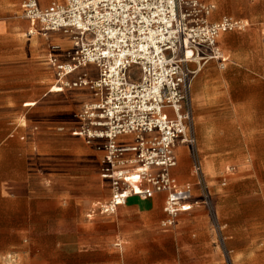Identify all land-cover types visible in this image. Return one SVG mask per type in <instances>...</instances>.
Here are the masks:
<instances>
[{"label":"built area","instance_id":"built-area-1","mask_svg":"<svg viewBox=\"0 0 264 264\" xmlns=\"http://www.w3.org/2000/svg\"><path fill=\"white\" fill-rule=\"evenodd\" d=\"M22 5L34 33L72 38L67 51L52 47L53 88L92 91V99L74 113V133L103 153L100 176L111 196L98 212L115 214L133 196L165 193L164 227L174 226L183 212L205 208L222 232L195 135L191 90L202 63L215 60L225 67L221 35L243 30L248 22L231 15L214 20L217 5L205 0H66L45 7L23 0ZM122 137L132 140L121 142ZM179 145L189 149L193 183H181L172 173ZM222 246L226 264H233L231 251Z\"/></svg>","mask_w":264,"mask_h":264},{"label":"crops","instance_id":"crops-1","mask_svg":"<svg viewBox=\"0 0 264 264\" xmlns=\"http://www.w3.org/2000/svg\"><path fill=\"white\" fill-rule=\"evenodd\" d=\"M65 1L39 3L45 7ZM224 15L238 17L219 13L217 6L213 19ZM242 19L248 22L245 29L224 33L218 41L222 52L228 54L223 53L226 62L220 68H228L229 91L227 80L223 81L220 75L210 79L211 86L207 85L206 90L196 81L192 92L195 135L204 169L209 165L214 173L208 174L209 183L216 179L223 165L231 162V157L224 153L226 137L221 118L229 115L236 140L238 117L258 114L242 112L249 108L245 102H256L254 110L261 109L264 102V14L247 12ZM30 30L22 1L0 0V264H62V260L68 259L63 253H69L63 246L79 244L91 255L90 260H96L94 264H109L113 259L111 245L116 243L122 252L124 247L119 240L131 237L125 228L127 218L142 216L148 208L159 205L163 197L165 205L166 194L157 193L149 199L133 196L119 208H124L121 215H104L98 212L91 195L82 196L78 204L76 196L73 198L67 190L51 187L47 180L54 182L60 174L50 173L47 177L42 167L47 148L45 134L57 137L58 148H65L66 144L74 148L77 139L70 132L73 120L61 118V112L70 107L61 103V93L67 90L53 88L55 72L48 58L52 47L59 48L57 45L67 40V49L58 50L64 52L72 48L73 41L69 35L50 32L53 38L47 46L36 44L28 38ZM74 112L69 114L73 116ZM131 140L122 137L120 141ZM176 153L178 165L173 168V175L181 183H193L188 147L179 145ZM233 158V162L243 161L242 157ZM187 162L191 164L189 172ZM181 176L187 179L182 181ZM67 194L68 201L63 203ZM198 261L201 262L196 264L207 262Z\"/></svg>","mask_w":264,"mask_h":264},{"label":"rangeland","instance_id":"rangeland-1","mask_svg":"<svg viewBox=\"0 0 264 264\" xmlns=\"http://www.w3.org/2000/svg\"><path fill=\"white\" fill-rule=\"evenodd\" d=\"M211 1L217 4L221 14L231 13L241 18L247 12L264 14V0ZM51 34H48L47 39L42 33L35 32L28 38L33 43L47 46L48 41L53 38L50 37ZM67 44L68 41L63 40L62 46H57L60 50L67 49L64 48ZM191 67L196 68L195 65ZM132 73L137 78L138 69L134 68ZM220 75L223 81L227 80L228 92V68L221 70L220 64L215 60L202 63L193 80L191 93L196 81L206 90L207 85L211 86L210 79ZM53 80L54 77L51 82ZM61 94L62 105L68 104L70 107L60 115L62 119L67 117L68 120H73L74 127L70 132L77 139V145L71 148L62 143L65 148H58L60 143L57 137L45 134L47 148L42 167L47 177H50V173L60 174V178L54 182L47 180L55 190H67L73 198L76 196L78 204L82 196L91 195L98 208L97 206L108 201L111 196L110 184L100 176L103 153L76 136L74 129L78 123L74 114H69L71 110L79 111L85 102L92 99V91L76 89ZM66 94L68 97H65ZM245 104L249 108L242 112L258 114L238 117L236 140L233 138L235 133L229 115L220 120L223 135L226 137L224 153L231 157V162L223 165L216 179L209 183L215 197L219 220L225 229L220 232L213 227L205 208L181 213L174 226L164 227L162 222L166 214L163 210V197L159 205L148 208L142 216L127 218L125 228L131 237L119 240L123 243L122 252L118 250L116 243L111 245L113 259L109 264H196V261L201 262L198 260L203 259L207 260L205 264H226L222 242L231 251L233 264H264V102L258 110L252 108L257 104L254 101ZM234 156L242 157L243 161L233 162ZM201 157L203 159L202 152ZM191 164L187 162L188 172ZM210 167L205 165L206 177L208 174H214L209 170ZM180 178L183 181L187 176ZM223 183L225 185H222ZM69 194L63 198V203L68 201ZM123 209H119L115 214L121 215ZM81 246H63L69 253H63L68 259L62 260V264H94L96 260H90L91 255L82 250ZM55 263L57 264V261Z\"/></svg>","mask_w":264,"mask_h":264},{"label":"bare ground","instance_id":"bare-ground-1","mask_svg":"<svg viewBox=\"0 0 264 264\" xmlns=\"http://www.w3.org/2000/svg\"><path fill=\"white\" fill-rule=\"evenodd\" d=\"M30 34H34V31L33 30H31V32H30ZM34 36V35H33ZM206 175V174H205ZM98 207V206H97Z\"/></svg>","mask_w":264,"mask_h":264}]
</instances>
